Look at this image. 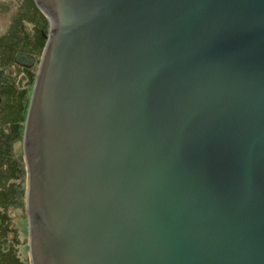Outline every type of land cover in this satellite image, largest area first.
<instances>
[{"label": "water", "instance_id": "water-1", "mask_svg": "<svg viewBox=\"0 0 264 264\" xmlns=\"http://www.w3.org/2000/svg\"><path fill=\"white\" fill-rule=\"evenodd\" d=\"M34 3L29 264H264V0Z\"/></svg>", "mask_w": 264, "mask_h": 264}, {"label": "flooded vegetation", "instance_id": "flooded-vegetation-1", "mask_svg": "<svg viewBox=\"0 0 264 264\" xmlns=\"http://www.w3.org/2000/svg\"><path fill=\"white\" fill-rule=\"evenodd\" d=\"M0 14L8 15L4 22L7 27L0 35V251H3L8 234L13 232L9 209L15 205L22 208L23 201L25 204L27 178L22 143L23 103L16 99L7 101L6 95L14 89L25 92L29 87L45 44L47 19L34 0H0ZM22 53L34 58L32 67L15 61L16 55Z\"/></svg>", "mask_w": 264, "mask_h": 264}, {"label": "rangeland", "instance_id": "rangeland-1", "mask_svg": "<svg viewBox=\"0 0 264 264\" xmlns=\"http://www.w3.org/2000/svg\"><path fill=\"white\" fill-rule=\"evenodd\" d=\"M8 20V15L0 14V35L5 31L7 25L6 22ZM48 31V28H45ZM44 31V29H42ZM39 53V50H38ZM27 105L24 112V116H26ZM24 200V195L23 199ZM21 201V202H22ZM13 208L9 209V215L13 216V222L11 226L13 227V232L8 234V240L6 242V246L3 247V253L10 252L14 255L15 259H17L22 264H29V256H28V234H27V226H26V215L25 212V204L23 201L22 208H18V205L12 206ZM1 255V254H0ZM1 264V262H0Z\"/></svg>", "mask_w": 264, "mask_h": 264}, {"label": "trees", "instance_id": "trees-1", "mask_svg": "<svg viewBox=\"0 0 264 264\" xmlns=\"http://www.w3.org/2000/svg\"><path fill=\"white\" fill-rule=\"evenodd\" d=\"M45 27L48 28L47 22L45 23ZM34 77H35V75L31 76L30 82H29V87L25 90V92L24 91H18L17 89H14L13 91H11L10 95H6L7 101H11L12 99L22 101V103H23V106H22V122L24 121V112H25V108H26V103L28 101V97H29V94H30V91L32 88ZM7 240H8V237H7ZM0 254H1L0 255L1 264H22L17 259H15L14 255H12L10 252L3 253L2 251H0Z\"/></svg>", "mask_w": 264, "mask_h": 264}, {"label": "clouds", "instance_id": "clouds-1", "mask_svg": "<svg viewBox=\"0 0 264 264\" xmlns=\"http://www.w3.org/2000/svg\"><path fill=\"white\" fill-rule=\"evenodd\" d=\"M24 119H25V116H24ZM23 124H24V121H23Z\"/></svg>", "mask_w": 264, "mask_h": 264}]
</instances>
